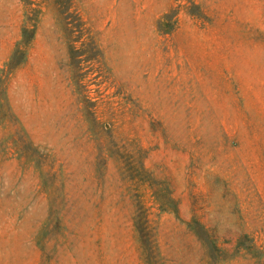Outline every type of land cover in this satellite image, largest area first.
I'll use <instances>...</instances> for the list:
<instances>
[{
	"label": "rangeland",
	"instance_id": "374dc122",
	"mask_svg": "<svg viewBox=\"0 0 264 264\" xmlns=\"http://www.w3.org/2000/svg\"><path fill=\"white\" fill-rule=\"evenodd\" d=\"M0 264H264V0H0Z\"/></svg>",
	"mask_w": 264,
	"mask_h": 264
}]
</instances>
